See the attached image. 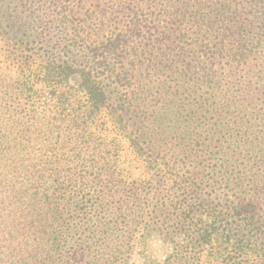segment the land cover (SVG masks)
I'll use <instances>...</instances> for the list:
<instances>
[{
    "label": "trees",
    "instance_id": "obj_1",
    "mask_svg": "<svg viewBox=\"0 0 264 264\" xmlns=\"http://www.w3.org/2000/svg\"><path fill=\"white\" fill-rule=\"evenodd\" d=\"M0 37L47 72L0 76V264H131L139 237L173 264H264V0H0ZM107 112L149 186L93 138Z\"/></svg>",
    "mask_w": 264,
    "mask_h": 264
},
{
    "label": "rangeland",
    "instance_id": "obj_2",
    "mask_svg": "<svg viewBox=\"0 0 264 264\" xmlns=\"http://www.w3.org/2000/svg\"><path fill=\"white\" fill-rule=\"evenodd\" d=\"M34 67V68H33ZM34 70H23L19 69V64L14 60V56L11 50H7L4 46L0 37V76L9 83L13 79H27L32 77L33 80L38 84L37 87L41 88L46 83L47 72L42 68V63H35L32 66ZM22 80V79H21ZM71 86H77V80H70ZM63 89H60L62 91ZM44 101L49 100L48 95H44ZM50 103V102H49ZM52 105V103L50 104ZM54 106V105H52ZM107 123L108 132H99L98 127L91 129L94 133L93 138L96 142L101 143L107 134H109V144L114 148L113 154H116L115 160H117L114 168L117 170L119 180L125 188L128 189H143V187L149 186L148 178L155 172L152 163H149L145 156L141 153L138 147L133 143L130 131L128 127L121 121V118L112 112H107L102 115ZM92 225V223H91ZM81 235L77 236L79 239ZM87 238V237H86ZM143 238L139 237L141 241ZM138 241V242H139ZM136 243L134 253L132 254V261L135 264H173L169 263L166 259V252L162 250L159 240H150L148 245ZM226 246L221 240L216 238L214 249L209 250L204 255L206 262H212L215 260V256H222L225 254ZM73 264H90V258L86 253L84 247H79L71 253ZM121 261H119L120 263ZM104 264V261H101ZM93 264V262L91 263Z\"/></svg>",
    "mask_w": 264,
    "mask_h": 264
}]
</instances>
